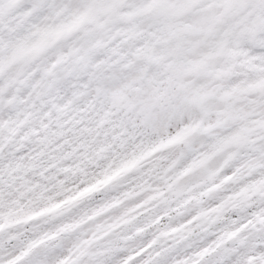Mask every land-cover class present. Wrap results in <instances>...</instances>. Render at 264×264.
Returning <instances> with one entry per match:
<instances>
[{
	"label": "rangeland",
	"instance_id": "rangeland-1",
	"mask_svg": "<svg viewBox=\"0 0 264 264\" xmlns=\"http://www.w3.org/2000/svg\"><path fill=\"white\" fill-rule=\"evenodd\" d=\"M0 264H264V0H0Z\"/></svg>",
	"mask_w": 264,
	"mask_h": 264
},
{
	"label": "trees",
	"instance_id": "trees-1",
	"mask_svg": "<svg viewBox=\"0 0 264 264\" xmlns=\"http://www.w3.org/2000/svg\"><path fill=\"white\" fill-rule=\"evenodd\" d=\"M95 198H96V194L90 195L89 198H88V203L92 202ZM158 203L160 204V199L157 200L156 204H158Z\"/></svg>",
	"mask_w": 264,
	"mask_h": 264
}]
</instances>
